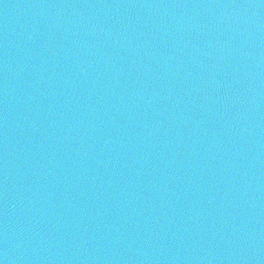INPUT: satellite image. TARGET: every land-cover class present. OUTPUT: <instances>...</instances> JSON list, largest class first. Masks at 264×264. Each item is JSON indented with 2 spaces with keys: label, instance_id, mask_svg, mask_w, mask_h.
Wrapping results in <instances>:
<instances>
[{
  "label": "water",
  "instance_id": "obj_1",
  "mask_svg": "<svg viewBox=\"0 0 264 264\" xmlns=\"http://www.w3.org/2000/svg\"><path fill=\"white\" fill-rule=\"evenodd\" d=\"M0 264H264V0H0Z\"/></svg>",
  "mask_w": 264,
  "mask_h": 264
}]
</instances>
